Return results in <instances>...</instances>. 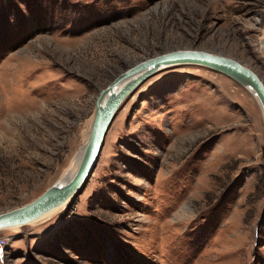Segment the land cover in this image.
<instances>
[{
	"label": "rangeland",
	"instance_id": "1",
	"mask_svg": "<svg viewBox=\"0 0 264 264\" xmlns=\"http://www.w3.org/2000/svg\"><path fill=\"white\" fill-rule=\"evenodd\" d=\"M263 12L264 0H0V211L69 167L96 94L134 62L206 48L264 81ZM0 237V264H264L256 101L206 67L156 72L120 105L80 192Z\"/></svg>",
	"mask_w": 264,
	"mask_h": 264
},
{
	"label": "water",
	"instance_id": "2",
	"mask_svg": "<svg viewBox=\"0 0 264 264\" xmlns=\"http://www.w3.org/2000/svg\"><path fill=\"white\" fill-rule=\"evenodd\" d=\"M180 64L206 67L239 84L256 101L264 128V81L240 60L206 48H177L148 56L119 72L96 94L90 133L83 144L76 168L64 171L32 200L0 211V231L32 224L60 206L64 208L89 178L98 160L106 131L123 101L156 72Z\"/></svg>",
	"mask_w": 264,
	"mask_h": 264
},
{
	"label": "bare ground",
	"instance_id": "3",
	"mask_svg": "<svg viewBox=\"0 0 264 264\" xmlns=\"http://www.w3.org/2000/svg\"><path fill=\"white\" fill-rule=\"evenodd\" d=\"M263 31H264V27H263ZM262 40H263L262 43L264 44V33H263ZM263 46H264V45H263ZM91 117H92V118H91V120H90V122H89V125H90V126L88 125V126H89L88 133H87L85 139H83L84 142L87 141V138H88L89 133H90L91 123H92V120H93V116H91ZM83 144H84V143H83ZM83 148H84V145H82V148L77 152V154L75 155V157H74L73 160L71 161L69 167H68L65 171H68V170H70V169L72 170V169H75V168H76V166H77V164H78V162H79V160H80V158H81V155H82V152H83ZM61 209H63V205L60 206L59 208L53 210L52 212L46 214L43 218H41L40 220H38L37 222H34V223H32V224H36V223H39V222L45 221L46 219H49V217L53 216L55 213H57V212L60 211ZM24 226H25V225H24ZM18 228H19V227H14V228H12V230H15V229H18Z\"/></svg>",
	"mask_w": 264,
	"mask_h": 264
},
{
	"label": "built area",
	"instance_id": "4",
	"mask_svg": "<svg viewBox=\"0 0 264 264\" xmlns=\"http://www.w3.org/2000/svg\"><path fill=\"white\" fill-rule=\"evenodd\" d=\"M6 240L3 237H0V246L5 244Z\"/></svg>",
	"mask_w": 264,
	"mask_h": 264
}]
</instances>
